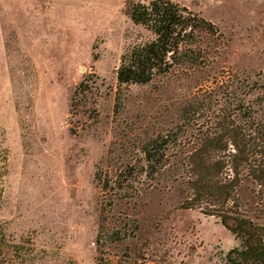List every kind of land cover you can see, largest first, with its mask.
Listing matches in <instances>:
<instances>
[{
  "label": "rangeland",
  "instance_id": "rangeland-1",
  "mask_svg": "<svg viewBox=\"0 0 264 264\" xmlns=\"http://www.w3.org/2000/svg\"><path fill=\"white\" fill-rule=\"evenodd\" d=\"M126 1L0 0V264H96L102 223L128 231L103 246L113 257L228 264L234 235L182 208L165 174L146 176L141 148L188 129L184 104L215 74L264 83V0H173L218 29L201 33L206 67L119 85L121 55L153 37L124 14ZM86 76L94 88L72 99ZM98 174L126 188L102 189Z\"/></svg>",
  "mask_w": 264,
  "mask_h": 264
},
{
  "label": "trees",
  "instance_id": "trees-1",
  "mask_svg": "<svg viewBox=\"0 0 264 264\" xmlns=\"http://www.w3.org/2000/svg\"><path fill=\"white\" fill-rule=\"evenodd\" d=\"M124 14L153 37L121 55L116 68L119 85L147 83L177 67L191 74L206 67L210 54L202 49L201 33L218 34L211 21L173 0H128ZM256 76L238 71L215 74L210 85H201L184 104L181 118L187 132L180 134L182 125H176L141 148L146 176L165 174L175 184L182 208L217 217L234 235L237 244L227 251L228 264H264V83ZM94 85L93 77H84L72 99L87 97ZM112 179L98 174L102 189L126 188L120 178ZM118 196L111 192L106 197L107 208ZM127 233L110 232L102 223L95 238L96 264H144L102 249L107 240Z\"/></svg>",
  "mask_w": 264,
  "mask_h": 264
}]
</instances>
